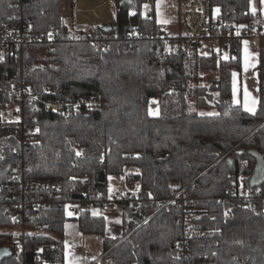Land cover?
I'll use <instances>...</instances> for the list:
<instances>
[{
    "label": "trees",
    "instance_id": "16d2710c",
    "mask_svg": "<svg viewBox=\"0 0 264 264\" xmlns=\"http://www.w3.org/2000/svg\"><path fill=\"white\" fill-rule=\"evenodd\" d=\"M147 1L154 2L117 0L110 29H78L65 23L62 0H0V38L17 20L35 37L0 59V116L21 103L22 82L48 87L53 98L106 101L65 117L22 100L20 121L0 120V264H65L67 203L88 206L76 219L82 232L105 236L107 220L92 208L115 199L123 234L105 237L94 264H264V182L256 186L254 176L259 164L264 172V34L253 114L232 101L241 48L236 59L188 51L153 9L144 11ZM211 3L223 37L256 15L252 0ZM215 69L219 76L203 84L202 72ZM112 175L127 179L122 198L109 196ZM222 198L232 202V218ZM193 211L192 227L202 233L186 237L180 220Z\"/></svg>",
    "mask_w": 264,
    "mask_h": 264
},
{
    "label": "built area",
    "instance_id": "2783aa9c",
    "mask_svg": "<svg viewBox=\"0 0 264 264\" xmlns=\"http://www.w3.org/2000/svg\"><path fill=\"white\" fill-rule=\"evenodd\" d=\"M180 15L182 30L175 32L173 29L166 28L164 31L168 35L180 36L184 49L190 52L198 51L202 53L204 48L209 47L210 51L208 53H216L221 58L236 59L238 56L237 50L241 48L242 42L245 39L257 38L259 40L260 35L264 34V16L256 14L249 24L243 25L236 29V31L231 32L228 37H223L219 33L222 21L219 14L214 16L211 0H180ZM54 35V33L51 34V38ZM34 38L31 35L29 23L20 20L5 23L2 27V37L0 38V59L5 53L17 54L16 49L19 46ZM15 91L21 103L23 100L35 109H43L65 117L75 116L84 109H100L106 103L105 98L101 94L81 95L76 99L53 98L48 87L42 90H34L25 82L16 86ZM160 99V97H156L157 101H160ZM21 103L17 101L9 105L8 115L6 117L0 116V120L5 122L20 121L22 119ZM26 185L32 188H61L60 182L43 180H27ZM128 189L127 179L125 175H121L115 198L124 197ZM175 198L170 199L168 202L173 201ZM220 202L223 204L225 217L232 218V202L228 198H222ZM113 205L120 207L116 199ZM245 206V203L240 204L241 208H245ZM87 208L88 206L84 203L68 202L66 212L68 216L78 219L81 212ZM197 215V211L189 212L180 220L186 237H190L193 233H202V230H196L192 227Z\"/></svg>",
    "mask_w": 264,
    "mask_h": 264
},
{
    "label": "crops",
    "instance_id": "0c3cea01",
    "mask_svg": "<svg viewBox=\"0 0 264 264\" xmlns=\"http://www.w3.org/2000/svg\"><path fill=\"white\" fill-rule=\"evenodd\" d=\"M152 9L155 12L157 22L164 29H172V25H180V0H154ZM253 10L255 14L264 16V0H252ZM148 13V12H146ZM150 13V12H149ZM259 45L254 39H245L241 45V68L232 71V101L234 104H241L244 107L245 94H249L250 98H255L259 105V76L257 65L259 62ZM245 109V107H244ZM246 110V109H245ZM113 207H115L113 205ZM96 208V212L93 209ZM119 208V214L107 215L104 210L99 211V207H93L92 212L96 215H103L107 220V227L113 221L116 228L121 230L120 234L113 236L106 228V234L95 235L86 234L81 231L78 221L77 223L69 221L65 228V264L69 261H75V264H94L103 258V246L105 237H119L123 234L122 210Z\"/></svg>",
    "mask_w": 264,
    "mask_h": 264
},
{
    "label": "rangeland",
    "instance_id": "374dc122",
    "mask_svg": "<svg viewBox=\"0 0 264 264\" xmlns=\"http://www.w3.org/2000/svg\"><path fill=\"white\" fill-rule=\"evenodd\" d=\"M153 3L147 1L144 4V11L150 12L152 10ZM62 10L64 15L65 23L73 28L78 29H89L92 26H104L109 27L116 22L117 19V0H62ZM214 16L219 14V8H213ZM175 32L182 30L179 24H174L171 27ZM258 42L257 38H253ZM210 51L209 47L204 48L202 53L207 54ZM203 84L209 85L211 82L219 76L218 69L215 70H204L202 72ZM158 103L153 100L150 104V110L153 114L159 113ZM211 112L203 110L202 113ZM133 169L128 168V171ZM121 176V175H120ZM119 175H112L109 177V196L114 199L116 190L120 183ZM99 211L104 210L107 215L116 213L119 214V208L113 207V205L99 207ZM96 212V208L93 209ZM77 223L75 220H69V223ZM108 232L113 236L120 234L122 231L117 229L114 222L111 221L107 227ZM19 229V228H18ZM15 232H18L16 229ZM108 264V263H105Z\"/></svg>",
    "mask_w": 264,
    "mask_h": 264
},
{
    "label": "snow or ice",
    "instance_id": "6c2138e0",
    "mask_svg": "<svg viewBox=\"0 0 264 264\" xmlns=\"http://www.w3.org/2000/svg\"><path fill=\"white\" fill-rule=\"evenodd\" d=\"M258 101L255 98H250L249 94H245V101H244V107L247 111L251 113H255L256 104ZM69 264H75V261L70 260Z\"/></svg>",
    "mask_w": 264,
    "mask_h": 264
},
{
    "label": "water",
    "instance_id": "95a60500",
    "mask_svg": "<svg viewBox=\"0 0 264 264\" xmlns=\"http://www.w3.org/2000/svg\"><path fill=\"white\" fill-rule=\"evenodd\" d=\"M106 29H110L111 28V26H109V27H105ZM229 160V162L232 164L233 163V160L231 159V158H229L228 159ZM263 165L262 164H259L258 166H257V168H256V170H255V174H254V176H255V182H256V186L257 185H259V184H261L262 182H264V176H261V177H257L258 175H264V172L262 173L261 171H260V169H261V167H262ZM263 168V167H262ZM0 259H1V254H0Z\"/></svg>",
    "mask_w": 264,
    "mask_h": 264
},
{
    "label": "flooded vegetation",
    "instance_id": "af4514ba",
    "mask_svg": "<svg viewBox=\"0 0 264 264\" xmlns=\"http://www.w3.org/2000/svg\"><path fill=\"white\" fill-rule=\"evenodd\" d=\"M261 176H264V175L261 174V175H258L257 177L259 178V177H261Z\"/></svg>",
    "mask_w": 264,
    "mask_h": 264
}]
</instances>
